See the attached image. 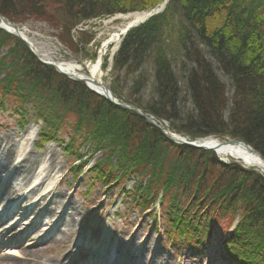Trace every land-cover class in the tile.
<instances>
[{
	"label": "trees",
	"instance_id": "trees-1",
	"mask_svg": "<svg viewBox=\"0 0 264 264\" xmlns=\"http://www.w3.org/2000/svg\"><path fill=\"white\" fill-rule=\"evenodd\" d=\"M164 1L61 0L53 10L46 6L51 0H0V13L15 24L30 18L51 24L60 43L79 54L94 40L89 32H80L74 39L72 31L79 25L116 14L150 11ZM262 4L264 0H169L162 13L127 35L116 54L115 69L126 68L131 73L150 53L158 54L163 41L157 32L167 19L181 12L188 27L231 77L234 94L230 100L226 85L195 49L189 58L196 66L189 77V90L196 113L181 120L179 126L171 125L172 131L191 140H241L264 157V16H258ZM215 20L217 26L211 25ZM221 25L224 29L218 31ZM170 27L168 24L161 33ZM178 37L182 50L188 52L191 37L186 32H179ZM191 46L194 48V43ZM5 48L8 53L1 56ZM168 61L165 53L158 57L162 93L149 111L158 120L171 122V115L181 118L180 95ZM0 94L33 100L43 110L40 104L47 105L54 117L49 120L54 129L67 128L74 138L80 134L91 138L103 153L93 170L95 183L132 174L147 177V185H138L133 200L137 207L147 210L163 196L167 234L177 245L205 242L207 228L200 223L203 218L219 223L227 218L233 221L240 214L228 251L238 264H264V176L254 168L247 169L238 162L224 163L213 151L173 143L134 112L109 103L85 84L44 66L22 41L2 30ZM71 114L75 116L68 121ZM115 160L120 175L116 174ZM191 209L193 215L187 216ZM239 245L241 248L235 249Z\"/></svg>",
	"mask_w": 264,
	"mask_h": 264
},
{
	"label": "rangeland",
	"instance_id": "rangeland-1",
	"mask_svg": "<svg viewBox=\"0 0 264 264\" xmlns=\"http://www.w3.org/2000/svg\"><path fill=\"white\" fill-rule=\"evenodd\" d=\"M59 1L61 0H51L52 3H47L46 6L48 9L56 10L57 6L60 4L58 3ZM165 2L167 3L165 4ZM168 3L169 0H165L159 4L158 7H162V9L164 8L163 10H165ZM259 6H263V9L261 8L260 10L262 12H259L258 15L260 18H262L264 16V4ZM121 16H126V14L94 19L84 24L83 27L81 26L83 30L89 32L88 36H93L94 40L87 47L83 48L79 54L69 51L62 45V43H60L58 39V33H56V30L54 29L55 27H53L51 24L30 18V20L23 22L19 26H23L27 29V39L33 46L32 51L35 53V55H32L38 61L40 60L41 62H47L52 66H57V64L79 65L84 69L85 73L88 64L90 62H95V60L102 54L104 41L108 39L112 33L122 27L123 21L119 20L118 18ZM166 22L167 23L164 25V27L160 29V32H157V34H160L161 42L163 41V44L160 45L158 50V54L154 55L150 53L149 56L143 61L141 66L133 67L131 73H128L126 68H122L121 70L115 69V57L121 47L119 45L114 55L109 53L104 57L103 69L107 72L104 83L108 85L115 98L120 103L141 111L154 124L162 127L164 130H172L171 125L175 124L179 126L181 125L183 119H185L189 114L196 113L189 90V77L196 69L194 62L189 58L194 56L195 49L200 53H198L199 55H202L207 59V62L211 64L212 69L218 75L219 79L226 85L230 100L234 94V88L231 77L225 74L220 64L214 58L212 50L205 46L200 41V39H198L197 34L192 28L188 27L189 24L181 12L180 14L179 12L178 14L175 13V15L170 19H167ZM168 24L171 27L169 29L166 28L164 33H161V31ZM217 24V20L212 21L211 23V25L216 26ZM223 29L224 27L221 25L220 30L218 31ZM179 32L188 33V36L192 39V42L191 39L188 40V52L182 50L183 45L180 44V39L178 37ZM74 36L75 39L78 38V31L74 32ZM192 43L195 45L194 48L191 46ZM28 50L31 52L29 48ZM7 53L8 49L5 48L2 50L1 56L7 55ZM163 53H165L169 59L168 64L171 66L170 72L177 80L180 95L178 109L181 118L175 116L174 119V116L171 115V122L168 121L169 119L160 121L156 116L152 115L153 113L149 111V107H151L154 103H158L162 93V88L158 81V57L162 58ZM251 56L252 55L250 54L245 58L249 59ZM54 69L60 73L56 67ZM60 74L67 79L76 82L74 79H71L62 73ZM40 105L44 108L43 110L39 107L41 112L38 111L37 103L33 100L27 101L24 105L19 104V102L15 101V98L13 97L10 99L4 98V100H0V138H3L6 135H11V137L16 140L14 156L11 160V162L15 160V164L11 166L12 168H10L7 172L9 174H13L17 161L28 152L32 157L38 156L39 159H34V161H37L38 163L40 162V164H43L44 162L46 163V161L49 162V158L54 157L55 161L57 162V170H59L61 174L57 182H54L55 186L51 187L49 191L52 192L53 195L58 192H64L68 196V204H78L80 207L85 209L86 214L83 221H81L79 218V220L82 222V226L76 232H71L66 237L65 235L59 236L53 241H43L41 244H38L32 248H29L30 243H35V239L39 238V240H41V238L47 235L49 236L55 234L59 226H52V223H50L52 221L51 220L48 223V225L51 227H47L46 225L40 231H37L35 229L38 222L40 221L38 216H33L34 219H32V222H28V226L23 227L21 225L20 228L16 229V231L18 230L16 234H18V236L22 235V237H24L27 232L30 234L31 231H37V236L34 237V239L32 238V240H30L31 242H28L27 244H29L28 250L33 252L34 256L40 258L38 260V264H44L46 260H59L69 263L66 261V258L73 250L74 244L80 240L79 238L83 232L88 231L89 233L93 234L95 231H97L103 233L102 231L106 229V226L111 227V243L112 245H115L118 256L121 257L120 260L123 264L238 263L236 260H233L234 258L231 252L228 251L227 244L228 242L233 241V232H235L234 228L235 225L239 223L240 214L235 216L233 221L232 218H227L223 219L222 221L219 220V223L216 219L213 221H207V218H203V220H200V223L205 225L207 228V233L205 234L206 238H204L205 242L202 243V246H198L199 244L195 243L192 245L186 244V247L183 246L184 244H182V246L180 245V248L182 249L175 248V244L171 245L170 240H168L169 238L167 235H165V232L168 231L169 227H167L168 223L160 218L162 209H158V207L152 209V205L149 210H143L140 207H137L135 201H133V198H136L137 196L136 189L138 185H147V177H138L137 175L132 174L130 176L132 182L128 183L127 187L124 188L123 185L118 188H116V186H112V191L110 189L111 187H106L99 184L97 185L95 183L93 174L91 172L89 173L88 169L92 168L97 163V161L103 157V155L100 154L98 149H96L94 141H92L91 138L90 140H87V138L81 134H77L78 136L74 138L72 137V134H69V130H67V128H62L58 133L56 131H51L52 127L50 128L47 126L49 127L47 128L41 119L43 117L46 120H49L54 117L47 110V105ZM60 107L58 104L59 111H63L60 110ZM230 109L231 103L229 105L227 113L228 115L230 113ZM72 116L75 115L71 114V117H69L68 121L73 120ZM143 119L149 123V125L153 126L146 118ZM153 127L158 129L156 126ZM28 131L31 133L38 131L39 135L41 133L45 134L50 132L49 135L53 134L54 137H52L51 141L48 143L40 142L39 135L34 136L33 134L31 138L30 136L26 137V133ZM173 133L174 136L179 135L186 138L187 141H191L189 140V137L182 133L177 131H173ZM35 140L37 146L35 145V147H32V142ZM232 140L233 139L228 138L220 141L227 142ZM72 142L74 147L68 148ZM72 148H75L76 153L74 150L71 151ZM76 154L82 155V159H85L86 162L89 161L88 165L90 166L88 169L87 167L85 168V171L80 176V178L78 175L81 172V169H78L77 175L72 174L73 169L71 167L75 161ZM220 160L227 164L231 162H238L235 159L223 158L221 156ZM77 163L78 162H75L74 165ZM116 164L117 163L115 160L114 165ZM254 169L259 174L264 176L263 169ZM118 171L119 170L116 167V172ZM7 179L10 183L11 178L7 176ZM34 180H36V178H34L32 181H29L24 193L16 196L15 200L12 199L14 204L16 201H21L23 198H27L26 196L28 195L30 187L33 185L32 183H34ZM10 188L11 187L8 189ZM126 190H129V193H127L128 195L125 198L123 192ZM9 202H7L4 207L12 204ZM45 206L46 204L44 207ZM27 209L30 210L31 205H27ZM1 211L2 210H0V214L4 215L5 213ZM44 211L45 209L42 210V214ZM193 213V209H191L189 214L186 213V215L192 216ZM19 220L20 217H17L13 220V222H10V224L17 223ZM50 229L52 232H49ZM25 238L27 237L25 236ZM4 241H6V239ZM7 241L9 242L10 240ZM27 244L24 245V248L27 247ZM24 248L20 247L18 249L12 250L5 249L2 253H0V256L5 254L23 256L21 250ZM87 248L88 247L83 248V250L87 252ZM240 248V245L235 247V249ZM132 251L135 254H133ZM60 263L63 264V262Z\"/></svg>",
	"mask_w": 264,
	"mask_h": 264
},
{
	"label": "bare ground",
	"instance_id": "bare-ground-1",
	"mask_svg": "<svg viewBox=\"0 0 264 264\" xmlns=\"http://www.w3.org/2000/svg\"><path fill=\"white\" fill-rule=\"evenodd\" d=\"M147 17V13H135L131 15L121 16L118 17L119 20L123 21V25L121 28L116 30L114 33H112L108 39L104 41V46L102 49V54L95 60V62H90L88 66L86 67L87 70L84 73V69L80 67L79 65H72V64H57L58 69L65 74L71 76V77H79L80 79H86V82L89 84L91 89L97 91L98 93L102 94L104 91L98 87V84H105L104 79L107 76V72L103 69V59L107 54L114 55L118 46L122 42L123 34L127 32L128 28L130 26H136L142 24ZM7 30L12 31L10 28L5 27ZM13 32V31H12ZM26 37L27 34L25 33ZM114 57V56H113ZM108 86V85H107ZM38 136V131L31 133L28 131L26 133V137L30 136V138L33 136ZM179 137H177L178 139ZM16 140L11 137V135H6L3 138H0V189L3 191L0 194V210L1 212L9 214L11 212L10 207L12 208V205H15L14 202H12V199H16L15 196L18 194H21L25 192V188L27 187L29 181L34 180L33 185L31 186V189L28 192V195L26 196V199H22L19 203L16 202V205L13 207L14 209L18 207V211L13 213L16 218L20 217V220L18 221V224H16L13 227V230H6L4 228H7V221H3L0 224V246L3 245L1 235L2 234H14L13 232L19 228L21 225L28 226V222H32L33 216L39 218V221L36 229L37 231H40L43 227L47 225V227H51L48 225V223H52L51 225H58L59 226V232L55 235L64 236L65 237L71 233L76 232L79 230L82 226L83 219L85 218L86 211L84 208L80 207L76 203H70L68 204V196L64 192H58L55 195H53L52 192L49 190L51 187H54V182H57V180L60 177L61 172L57 170V162L55 161L54 157H50L49 162L46 161L43 164L37 161L35 162L34 159H39L38 156L32 157L30 153L28 152L26 155L24 154L20 160L17 161V164L15 166V171L13 174H9L7 171L12 168L15 164V160L11 162L14 156V149H15ZM32 147L37 146L36 140L32 142ZM201 146L209 147L211 149H215L217 151V154L223 158H232L237 160L238 162H241L245 166L252 167V168H258V169H264L263 161L262 159L255 154L250 153L248 150L245 149V147L242 146H233V147H219V142L216 140H208L205 142L199 143ZM9 166V167H8ZM7 176L11 178V182L9 183ZM7 179V181H6ZM96 181V180H95ZM132 182L130 176L128 178H124V176H121L120 178H117L116 180H113L111 182H97L99 185H103L106 187L116 186V188L120 186L127 187L128 183ZM10 184V185H9ZM30 186V184H29ZM6 187H11L10 189ZM3 188V189H2ZM114 188V189H116ZM130 190V188H129ZM129 190L124 191V195L129 193ZM112 191V189H111ZM10 201V202H9ZM12 203L9 206H5L6 203ZM46 206L44 207V205ZM27 205H31V209H27ZM14 209L12 211H14ZM45 209L44 213L42 214V210ZM41 211V212H40ZM9 212V213H7ZM42 214V215H41ZM2 215L0 214V217ZM15 217H12L15 219ZM32 217V218H31ZM31 218V220H30ZM80 218V220H79ZM11 220V219H10ZM13 220V219H12ZM110 226H106V229H104L102 232L95 231L93 234L89 233L88 231L83 232V234L80 236V240L74 244L73 250L70 252L69 256L66 258V261L69 263H66L65 261H59V260H46L44 264H62L60 262H65V264H76V257H78L80 254L83 253V248L87 246H91V249H89V254L91 256H99L103 254L104 252H110L113 251L114 253H117L115 246L111 243V230ZM28 230V228H27ZM26 230V232H27ZM47 230V229H46ZM37 231H31L30 234L28 232L25 234L27 238L19 239L16 238L15 241L16 248H24V245H26L28 242H31L32 238L37 236ZM46 232V231H45ZM45 236V235H44ZM55 236H45L43 238L44 241H53L55 239ZM51 237V238H50ZM42 238V239H43ZM38 240V241H37ZM43 240L35 239V243L27 244V247H25L23 250H21L23 256H14V255H2L0 256V264H38V258L37 256H34L33 252H30L28 250L29 248L35 247L36 245L41 243ZM15 243V242H14ZM29 245V246H28ZM133 253V251H132ZM135 254V253H133ZM112 257V256H111ZM71 259V260H70ZM84 262H88V259H84ZM84 264H92L90 263H84Z\"/></svg>",
	"mask_w": 264,
	"mask_h": 264
},
{
	"label": "water",
	"instance_id": "water-1",
	"mask_svg": "<svg viewBox=\"0 0 264 264\" xmlns=\"http://www.w3.org/2000/svg\"><path fill=\"white\" fill-rule=\"evenodd\" d=\"M166 3H167V2H165V4H166ZM161 9H162V7H157V8H155L154 10L150 11L149 13H147L146 20L149 19V18H151V17H153L154 15L160 13V10H161ZM0 19H1V21H2V23H3L4 25L9 26V27H11V28L14 29V33H13V34H15L19 39L23 40L22 35H21V32H20V30H19L18 27L10 26V24H8V22L6 21V19H5L2 15H0ZM136 27H137V25H136V26H135V25H134V26H130V27L128 28L127 32H129L130 30H132V29H134V28H136ZM47 65H48V64H47ZM55 67H56V66H55ZM56 68L58 69V67H56ZM58 71H59L60 73L64 74V75L70 77L71 79H74V80L78 81V82H86V79H80L79 77H76V76L71 77V76L65 74L64 72L60 71L59 69H58ZM97 86L100 87V88L104 91V93H102V94L99 93V94H100L101 96H103L104 98H106L110 103H112V104H114V105H116V106H118V107H121V108H123V109L133 111V112H135L136 114H138L139 116H141V117H143V118H146V119L150 122V124H152L153 126L158 127V129H159L162 133H164V135H166L167 137H169L173 142H175V143H177V144H180V145L189 146V147H192V148H195V149H201V150H212V151L217 152L215 149H211V148H209V147L201 146V145L199 144L200 141L190 142V141H187L186 139H180V138L177 139V137L170 136V132H169V131L164 130L162 127H160V126L154 124V123H153L150 119H148V117H147L146 115H144L141 111L136 110V109H134V108H132V107H129V106L123 105V104H121L120 102H118V101L114 98V96H113L111 90L109 89V87H108L107 85L101 83V84H98ZM216 141L219 142V147H218V148H221V147H233V146H242V147H245V149L248 150L250 153L255 154V155H258V156L262 159V161H263V165H264V157H263L258 151H256L255 149H253L250 145H248L247 143H245L244 141H239V140H235V141L232 140V141H228V142H222V141H219V140H216ZM247 167H248V166H247ZM263 171H264V169H263Z\"/></svg>",
	"mask_w": 264,
	"mask_h": 264
}]
</instances>
